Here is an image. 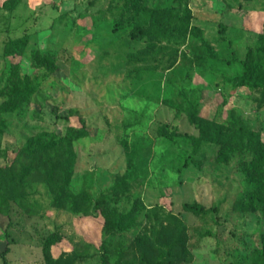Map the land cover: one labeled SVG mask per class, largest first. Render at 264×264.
Listing matches in <instances>:
<instances>
[{"label": "rangeland", "instance_id": "374dc122", "mask_svg": "<svg viewBox=\"0 0 264 264\" xmlns=\"http://www.w3.org/2000/svg\"><path fill=\"white\" fill-rule=\"evenodd\" d=\"M175 5L176 0H0V82L14 60L4 54L5 43L25 34L28 52L56 50L61 67L55 75L40 73L44 104L38 100L7 119L2 145L8 156L0 157V168L14 165L13 176L23 168L27 174L12 179L8 172L0 179L13 197L10 217L0 214V264H46L44 246L52 237L51 252L61 264H104V251L114 261L119 249L124 262L145 264L143 254L157 256L158 232L169 224L186 227L192 256L180 264H251L264 230L261 207L240 210L246 183L236 162H219L213 142L197 146L192 136L200 135V127L189 108L166 100L185 89L200 104L198 118L226 125L237 120L264 142V89L229 82L241 71L234 59L244 58L264 35V0H189L200 33L154 44L132 38L133 28L146 25L154 8ZM22 63L29 73L37 71ZM71 108L80 115L70 124L80 125L82 116L90 130L74 142L72 187L107 188L132 172L133 194L119 208L129 210L137 196L144 208L139 224L126 232L106 233L102 216L56 207L46 156L32 162L22 153L36 130L64 133L69 123L63 115ZM195 201L220 209L202 216L184 210V203Z\"/></svg>", "mask_w": 264, "mask_h": 264}, {"label": "trees", "instance_id": "16d2710c", "mask_svg": "<svg viewBox=\"0 0 264 264\" xmlns=\"http://www.w3.org/2000/svg\"><path fill=\"white\" fill-rule=\"evenodd\" d=\"M176 2L177 5L173 7L154 8L146 25H136L133 28L132 38L148 39L154 44L155 41L170 40L174 36L200 33V28L192 24L193 15L189 0H176ZM29 42L30 36L25 34L9 39L5 43L4 54L13 57L14 60L8 62L3 80L0 82L3 84L0 87V95L4 98L0 104V157L8 156V150L2 145L4 135L9 129L8 117L24 112L30 108L32 103L37 104L41 101L43 102L41 104H44V98L39 95L43 88L40 73L44 70L48 74L55 75L61 70L56 50L34 49L28 52ZM22 60L28 61L37 71L29 73ZM234 60L241 69L240 73L229 78L234 88L264 89V35H260L249 45L244 58ZM166 102L175 108H189L191 121L198 123L200 127V135L192 136L197 146H200L202 141L213 142L218 146L217 159L219 162L224 164H229L231 161L236 162L237 170L243 175L246 183V189L238 202L240 210L248 211L251 206L257 205L261 207L264 215V142L261 136L237 120L226 125L204 117L198 118L200 104L193 100L185 89L179 90L176 96L167 99ZM34 110L35 114L39 115V110ZM74 115H80V112L74 108L69 109L63 115L69 123L64 133L48 129L36 130L23 145L22 153L30 156L32 162L46 156L47 162L44 165L46 181L53 192V203L56 207H69L77 214L102 216L103 229L106 233L126 232L139 224V217L144 208V203L139 196L134 198L129 210L119 208V205L125 199H130L133 194V185L136 180L132 179V172L119 175L115 183L107 188L96 186L94 190L90 187H83L76 191L72 187L71 182L77 161L74 142L90 135L84 117H79L80 125L70 124L71 117ZM19 171L20 174L15 171L13 176L14 165L0 168V179L5 181V175L8 172L12 179L17 175L22 178L26 176V169ZM12 199L13 197L5 193L0 186L1 215L10 217ZM183 208L197 216L216 213L220 209L218 205L207 207L198 201L186 202ZM158 234L157 256L150 259L143 254L142 259L145 264H180L191 258L192 251L188 246L185 226L169 224ZM5 235L7 238L10 236L9 228L5 230ZM52 238H49L44 246L46 264H61L63 259L52 255ZM259 240L261 246L254 249L251 264H264V230ZM142 241L145 239L141 238ZM110 245L109 242L107 247ZM9 250V245H7L2 252L5 261ZM105 252L104 264H128L123 261L122 250H118L117 259L114 261Z\"/></svg>", "mask_w": 264, "mask_h": 264}]
</instances>
